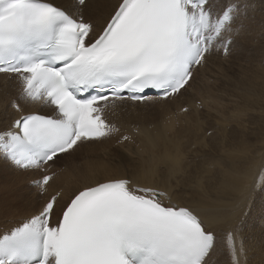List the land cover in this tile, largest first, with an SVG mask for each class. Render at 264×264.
Returning <instances> with one entry per match:
<instances>
[{
	"label": "snow or ice",
	"instance_id": "1",
	"mask_svg": "<svg viewBox=\"0 0 264 264\" xmlns=\"http://www.w3.org/2000/svg\"><path fill=\"white\" fill-rule=\"evenodd\" d=\"M85 3L0 0V73L18 78L25 102L55 112L20 115L0 131V159L17 168L54 165L79 142L118 133L104 115L118 101L145 102L150 89L160 99L179 94L217 42L228 54L234 41L224 33L238 32L241 8L236 0H118L94 34L79 11ZM52 179L37 182L42 191ZM166 196L127 178L85 186L62 205L53 194L0 231V264H209L214 231ZM228 246L239 264L232 233Z\"/></svg>",
	"mask_w": 264,
	"mask_h": 264
},
{
	"label": "bare ground",
	"instance_id": "2",
	"mask_svg": "<svg viewBox=\"0 0 264 264\" xmlns=\"http://www.w3.org/2000/svg\"><path fill=\"white\" fill-rule=\"evenodd\" d=\"M53 2L58 5H63L65 0H53ZM117 4L118 0H86L85 5L82 6L79 11L82 12L84 19L91 21L96 25V30L94 33L96 34L101 29L102 25L107 21ZM248 15L249 21L251 14H248L247 12L245 17ZM248 21L246 19L245 22L247 23L244 25V28H246L245 30L247 31L250 29ZM246 48L247 49L239 53L240 57L246 60H252L259 57V51L256 49V47L251 46L248 41L246 43ZM223 49L224 48H222V50ZM218 56H220L219 51L216 53L215 59L219 58ZM212 64V67H216L218 64H220V62L215 60L212 62ZM203 66L204 64L202 67L196 69L194 76L190 83L186 86V89L182 90L177 97L163 100L158 103L152 101L149 104L137 103L132 105L133 107L130 105H123L119 108L118 114L114 116L116 122L120 124L123 129H127L130 133L136 131L135 134H132V140L130 142L119 143V146L116 144V142L119 141L118 137L88 141L78 144L75 150H72L67 154H62L61 156L74 154L76 151H80L79 148L81 146L94 143H102L104 145L103 149L107 150L119 149L118 147L115 148L114 144L119 147L123 146L127 150L131 149L132 146L127 144H132L134 140L140 137H148V140H153L155 137H161L162 133H165V131L168 130L166 129L164 132H161V121L165 116H171L172 119L185 118V121L183 120V122H181L178 129L176 128L182 142H185L184 138L190 139L192 136L190 133H193V136L196 139L195 140L193 138V141H196L194 144L206 146V143H203L204 141L202 142L203 144H200V141L203 139L200 140V137L198 139L197 136H201L202 138L205 136L204 133L210 130V128H214L215 131L212 132L213 134L210 136L211 142H209L208 145L213 149L211 152H209V154L207 152L197 154L195 152V147L190 148L193 144L184 148L185 145L182 146L179 143V140L178 145L180 144L182 147L179 148V146L176 145L177 142L174 146L176 147L175 150H173L174 144L172 147H170L173 148L172 152L177 151L179 154H177V156L174 155L177 152H174L173 154H171L172 152L167 153L168 155L166 154L169 156L168 158H170V163L169 160L166 162L169 163L168 166L166 164V166L163 167V169L166 168V171L163 169L160 172L155 171L156 168L159 169L158 166H155V168L146 167L141 159L137 161V165L135 164L131 168L129 174H127L128 172L126 173L122 169L99 170V165H95L97 167L95 168L93 167L94 164L87 165L88 162L83 165H78V163L72 162V166L70 163V168L66 171V173L65 171H61L57 173V175L53 176V179L50 181V183L44 186L45 191L42 195L38 194V188L34 189L30 195L26 193L30 187L26 182L27 180L36 177L35 172L28 174V171L17 169V167H13L9 161L0 159V222L2 220H6L5 223L0 224V227H2L1 229L11 227L19 219L22 220L25 217L38 212L50 195L57 193L61 194L59 204L62 205L74 192L84 188L85 186L94 185L97 182H103L109 179L129 178L140 186L149 185L151 187L165 191L172 203L180 206L190 207L200 216L202 220H204L205 224L214 231L215 237H217L215 240L218 238L223 239L222 249H217L215 255L211 257L209 264H234L232 250L228 246L227 240H224L223 238V234L224 236H227L231 231L227 230V228L236 230L237 242L246 243V253H238L236 251L237 254L240 255L239 264H264V240H260L255 244H250L249 241L245 239V237L239 238L237 236L243 223L248 218H255L256 215L260 214L261 218L263 219L262 221H264V191L260 190L261 182L264 181V113L258 116H249L248 114H245L243 112V99L240 97L234 108L230 111L235 112V114L231 115L233 113H229V111L225 110L227 105L224 103V89L226 86L222 87L225 80L222 79L219 83H217L216 80L210 79L206 76L204 77L203 81H201V86L194 89V94H191L189 99L180 102L182 98L181 96H183L184 93H186V91L190 88L194 82L196 73H198L200 69L204 68ZM219 67L220 65H218V68ZM229 67L230 66H226V68ZM250 68L251 66L248 69ZM215 69L216 68H214V71H216ZM216 84H218V89L216 88ZM207 98L214 101L212 102L213 104L211 103V107L209 106L210 103L208 104L206 101L209 100ZM12 100H16L21 106L19 112L13 110L11 106ZM199 101L200 105H203V108H205L204 110L202 108L200 109L199 105H197ZM39 102L40 101H30L29 103L22 101L16 82L12 79H9L8 76L0 74V131L10 127L12 122L20 115L24 114L27 109H30L26 111L27 113L39 112L46 114L49 110L43 106L38 109L39 104L37 103ZM218 103L221 105H219V108H216V104ZM184 109H187V111H184ZM213 109H216L214 111L215 113L217 112V114H212L214 116H209L210 114L208 110L211 111ZM200 111H206V114L208 115L205 116L207 117L203 119L198 117ZM188 116L190 117V120H186V117ZM245 123L248 125H245ZM213 124H216V126ZM167 125L165 127H167ZM169 127L172 126L169 125ZM178 133L175 134L174 132L171 134H175V138H177L176 135ZM166 134L168 135V133ZM171 134L169 133V135ZM169 138L171 139L172 136ZM169 138L168 140L166 139L168 143L172 139H175L172 138L169 140ZM146 139L143 138V140ZM154 140H156V138ZM164 140L160 138V141H163L161 144L164 143ZM155 142L158 143L159 141L156 140ZM155 142L152 141V143ZM190 142H192L191 139ZM138 144L140 143L138 142ZM158 144H160V142ZM163 146V144L162 148L159 146V149L163 151L167 150L166 147ZM148 147L146 148L148 149ZM144 148L141 147L142 150ZM147 149L145 151H148ZM154 149L152 150L153 153H157L159 151V149L158 151H154ZM164 155L162 154L163 157H165ZM84 156L88 157L89 153H86ZM151 156L155 157V154ZM166 157L165 159L167 160L168 158ZM198 157H202L203 159H197ZM231 158L232 160H229ZM121 159L122 158L119 157L120 164L123 160ZM148 159L153 160L151 157ZM163 159L161 161H164ZM159 160L157 159V161H155V165H157L156 163H160ZM211 161L213 163H211ZM216 161H219V163L213 167L212 164H214V162L217 163ZM163 164H165V161ZM92 168L98 169L99 171L96 173H91L93 170ZM256 172L260 174V184L249 200H241V195L245 192L243 188H238V191L233 195V197L237 200V203L233 201H230L229 203L225 200L231 196L228 194L235 190L242 182L248 181V179L250 181H254L256 178L255 183H257L259 177L257 176ZM70 174H72V177H69L71 176ZM171 174L176 175L172 176ZM230 179L234 181L237 187L229 186ZM170 180H175L176 184H169L168 182ZM173 187H178V189L174 188L173 190ZM215 188L218 189V194L213 193ZM184 193L189 194L190 196L185 197L182 195ZM226 195L228 196L226 197ZM212 199L216 205L225 208L228 207V209L223 211L214 210L209 206V202H207L210 200L211 205ZM8 220L10 221L7 222ZM247 230L250 232V227H248ZM242 234L245 236L244 230L242 231Z\"/></svg>",
	"mask_w": 264,
	"mask_h": 264
},
{
	"label": "rangeland",
	"instance_id": "3",
	"mask_svg": "<svg viewBox=\"0 0 264 264\" xmlns=\"http://www.w3.org/2000/svg\"><path fill=\"white\" fill-rule=\"evenodd\" d=\"M236 2H238L241 5L240 15L237 16V19L234 22V24L232 25V27L234 29H238V32L233 31L232 33H227V32L224 33L225 36L231 35V37L234 41L231 44L230 51H229L228 55L223 54L224 49L222 50L223 47L219 46L220 42H217V46H214L212 48L213 53L210 54L208 57H206V60H205L204 66H203L204 68L200 69L198 71V73H196V75L194 77V82L192 83L190 88L186 91V93H184V95L181 96L182 98H181L180 102L189 99L190 95L194 94V89L201 86V81H203L205 76L210 78V79L216 80L217 83H219L220 80L223 79V80H225V82L223 83L222 87L226 86V88L224 89V91H225L224 92V103H226L227 107L225 108V110L229 111V113H233L231 115H234L235 112H230V111H231V109L234 108L238 99L240 97H242V99H243V112L245 114H248L249 116H254V115L258 116V115L264 113V0H236ZM247 12H248V14L249 13L251 14V18L249 21H248L249 15L247 17H245ZM246 19H247L248 25L250 27V29L248 31L245 30L246 28H244V25L247 23V22H245ZM247 41L249 42V44H251V46L256 47V49L259 51V57H257L256 59L246 60V59L240 57L239 53H241L242 51L247 49L246 48ZM218 51H219L220 56H218L219 58L215 59L216 53ZM215 60L220 62V64H218V65H220L219 68H218V65L216 67L213 66L214 68H216L215 69L216 71H214V68L212 67V65H213L212 62ZM226 66H230V67L226 68ZM250 66H251V68L248 69ZM217 85L218 84H216V88H217ZM207 99H209V98H207ZM210 100L211 99L206 100V101L208 104L210 103L209 106L211 107V105L213 104L212 102H214V101H212V100L210 101ZM167 103H169V102H167ZM197 105H199L200 109L201 108L203 110L205 109V108H203V105H200V101L197 103ZM219 105H221V104L220 103L216 104V108H219ZM130 106L133 107L132 105H130ZM214 110H216V109H213L211 111L208 110V112L210 114L209 116H211L212 114H214V115L217 114V112L215 113ZM202 114H204V115H202ZM205 115H208V114H206V111H202V112L200 111L198 117H201L203 119V118L207 117ZM214 115H212V116H214ZM186 118H187L186 120H190L189 116ZM202 119H200V120H202ZM213 119H214V117H213ZM180 120H182V121H180ZM183 120L185 121V118H174V119H172L171 116L163 117V119L161 121V126H160L161 130H162L161 132H164L166 129H168V130L165 131V133H162L161 137H155L156 140L160 142V144H158L159 142L158 143L155 142L156 141V140H154L155 138L153 140L149 139L150 140L149 141L148 137H146L147 139L145 137H143L146 140H143V138L140 137V138L134 140L132 144H127V145L132 146L131 149H128V150L123 146L119 147L120 146L119 142H116V144L119 146H116V144H114L115 145L114 147L115 148L118 147L119 149H111V150L103 149L104 145L102 143L89 144V145L81 146L79 148L80 151H76L74 154L59 157L57 159L56 163L54 165H51V169L49 171H50V173L56 172L55 175H57V173H59L61 171H65V173H66V171L70 168L69 167L70 163L72 166V162L78 163V165H80V164L83 165V164H86L88 162L87 165L94 164L93 167H95V168H97L95 165H97V166L99 165L98 166L99 170H102V169H105V170L122 169L126 173L128 172L127 174H129L131 171V168L137 163L138 160L141 159L144 162L146 167L155 168V166H158L159 169L156 168L155 171L160 172L163 169V167L166 166V164L168 166V164L170 163V158H168L169 156H167L168 155L167 153L172 152L173 148H170V147H172L173 144H174L173 145V147H174L176 142H177L176 145H178V141L180 140V135L178 133V130H176V128L178 129L179 125L181 124V122H183ZM166 125H167V127H165ZM169 125H171L172 127H169ZM213 125L216 126V124H213ZM245 125H248V124L245 123ZM170 130H172V131H170ZM214 131H215L214 128H210V130H208L206 133H204L205 136H203L202 138H201V136H197L198 139H199V137H200V140L203 139L202 141L199 140L201 142L200 144L206 143L205 144L206 146L194 144V143H196V141H195L196 139L194 138L193 133L192 134L190 133V135H192L191 136L192 138L190 137L192 142H190L189 138H188L189 140L184 138L186 144H185V142H182V140H180L181 142L179 141V143L182 146L185 145L184 148H186V146L193 144L190 148L195 147V152L197 154H201L203 152H207L209 154V152H211L213 148L209 147L208 145H209V142H211L210 136L213 134L212 132H214ZM174 132H175V134L178 133L177 135L179 137L176 135V137L178 139L175 138V134H171ZM166 133H168V135ZM169 133L171 135H169ZM165 135H167L169 137L172 136V138H175V139L171 138L173 140L172 141L169 137H167ZM173 135H174V137H173ZM160 138L163 140L165 138L164 143L165 144L167 143V144L166 145L164 143H162V144L166 147L167 150L163 151V150L159 149V146H160V148H162L161 142H163V141H160ZM168 138H169V140H171L169 142L170 144L166 141V139L168 140ZM193 138L195 139L194 141H193ZM146 141L148 143L149 142L152 143V141H153L157 144H155V143H152V144L149 143L148 144ZM138 142L140 144H138ZM180 144L178 145L179 148L182 147V146H180ZM139 145H141V146H139ZM157 145H159V146H157ZM137 146H138V148H137ZM144 146H145V148H144ZM148 146H150V147H148ZM141 147L144 149L142 150ZM146 147H148V149ZM175 148L176 147H174L173 150H175ZM146 149L148 151H145ZM153 149H154V151L155 150L158 151V149H159V151L158 152L156 151L157 153H155V152L153 153L152 152ZM141 150H142V152H141ZM165 151H168V152H165ZM79 152H81V153H79ZM164 152H165V155H164ZM174 152H177V151H173L171 154H173ZM86 153H89L88 157L84 156ZM150 154L151 155L155 154V157L151 156ZM158 154H160L161 156ZM162 154L165 157L167 156L166 158H168V159L166 160L165 157L162 156ZM177 154H179V153L177 152L174 155L177 156ZM119 157H121L123 159V160L121 159L122 160L121 164L119 163ZM150 157L153 160L148 159ZM160 157H161V159H160ZM201 158L202 157H198L197 159H201ZM157 159L158 160L160 159L159 160L160 163H156L157 165H155V161H157ZM162 159L165 161V164H163L164 161H161ZM168 160H169V163H166V162H168ZM229 160H232V158ZM234 160H236V159H234ZM219 161H216L217 163L214 162V164H212V166L215 167V165L218 164ZM211 163H213V162L211 161ZM101 164H102V166H101ZM158 164L161 166H159ZM95 168H92L93 170L91 171V173H96L97 171H99L98 169H95ZM163 170L166 171V168H164ZM28 172H29L28 174H31V173L35 172V170L28 171ZM35 173H36V177L29 179L26 182L30 186L28 188L29 190L26 192L29 195L34 191V189H36L40 186L37 182L39 181L42 174L40 171L35 172ZM256 174L259 177V180L257 183H255L256 178L254 181H250L248 179V181L242 182L238 187L235 185L234 181L232 179H230L229 186L230 187L231 186L237 187V188L235 190H233L231 193H229L228 195H231V196H229L225 200L229 203H230V201L237 203V200L233 197V195L238 191V188H243L245 190V192L241 195V200H243V199L249 200V198L254 194L255 190L257 189V187L260 184V174L257 172H256ZM70 175L71 176H69V177H72V174H70ZM148 175H150V174H148ZM171 175L175 176L176 174H171ZM168 183L172 184V185L176 184L175 180L174 181L170 180ZM174 188L178 189V187H173V190H174ZM219 190H221V189H219ZM217 191H218V189L215 188L213 190V193L218 194ZM38 194H40V190H38ZM182 195L185 197L190 196L189 194H186V193H184ZM228 195H226V197ZM207 202H209V206L216 211H223L225 209H228V207L225 208V207H220L219 205H216L214 203L213 199H212L211 205H210V203H211L210 200H208ZM255 204H256V202H255ZM262 220L263 219L261 218L260 214L256 215L255 218H248L243 223L241 230L237 236L239 238L245 237V239H247V241H249L250 244H255L260 240H264V221H262ZM9 221L10 220H8L7 222H9ZM5 222H6V220H4V221L2 220L0 222V224L1 223L3 224ZM248 227H250V229H251L250 232H248V230H247ZM1 228L2 227H0V229ZM227 230H231L229 233H232V235H233V240H234L236 251L238 253H246V250H245L246 243L237 242L236 230H234L232 228H227ZM243 230L245 231V236H244V234H242ZM223 238H224V240H227V242H228V235L224 236V234H223ZM222 241H223L222 238H218L217 240H215V248L213 250V253L211 254V257L215 255L217 249H220V250L222 249V247H223ZM243 249H244V251H243ZM211 257H210V259H211ZM237 259L239 261V259H240L239 254H237Z\"/></svg>",
	"mask_w": 264,
	"mask_h": 264
}]
</instances>
